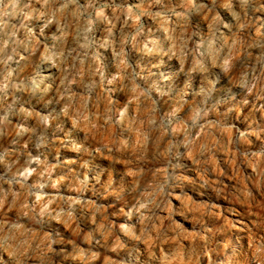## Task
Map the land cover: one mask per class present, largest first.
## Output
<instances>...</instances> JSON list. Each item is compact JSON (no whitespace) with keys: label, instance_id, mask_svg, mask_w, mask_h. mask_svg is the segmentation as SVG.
Returning a JSON list of instances; mask_svg holds the SVG:
<instances>
[{"label":"rangeland","instance_id":"rangeland-1","mask_svg":"<svg viewBox=\"0 0 264 264\" xmlns=\"http://www.w3.org/2000/svg\"><path fill=\"white\" fill-rule=\"evenodd\" d=\"M0 264H264V0H0Z\"/></svg>","mask_w":264,"mask_h":264}]
</instances>
